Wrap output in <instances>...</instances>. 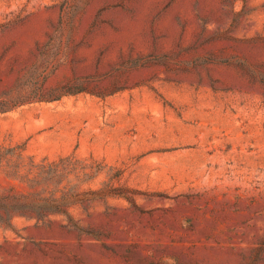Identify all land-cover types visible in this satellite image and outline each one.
<instances>
[{"label":"rangeland","instance_id":"374dc122","mask_svg":"<svg viewBox=\"0 0 264 264\" xmlns=\"http://www.w3.org/2000/svg\"><path fill=\"white\" fill-rule=\"evenodd\" d=\"M0 264H264V0H0Z\"/></svg>","mask_w":264,"mask_h":264},{"label":"trees","instance_id":"16d2710c","mask_svg":"<svg viewBox=\"0 0 264 264\" xmlns=\"http://www.w3.org/2000/svg\"><path fill=\"white\" fill-rule=\"evenodd\" d=\"M57 99L58 98L51 99V100H57ZM40 100H46V99L40 98ZM28 102H29V99H12L9 101V103L12 104L11 105L12 107L17 106V105H22L23 103H28Z\"/></svg>","mask_w":264,"mask_h":264}]
</instances>
